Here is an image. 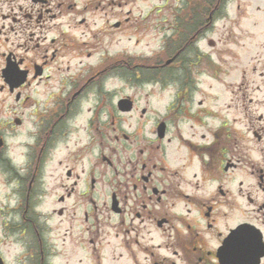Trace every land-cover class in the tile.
I'll return each instance as SVG.
<instances>
[{
  "label": "flooded vegetation",
  "instance_id": "obj_1",
  "mask_svg": "<svg viewBox=\"0 0 264 264\" xmlns=\"http://www.w3.org/2000/svg\"><path fill=\"white\" fill-rule=\"evenodd\" d=\"M162 1L157 8L168 9L171 16L167 28L172 32L165 43L172 44L171 55L180 62L184 51L208 27L232 14L255 15L253 24L258 25L254 29L259 33L253 34L263 40L254 43L256 54L250 56L254 63L249 60L242 67L235 114L222 111L232 104L218 107L216 102L204 105L205 98L193 100L184 84L163 119L147 131L148 122H136L132 134L121 132L120 122L112 119L118 147L124 142L128 154L123 158L115 147V159L100 156L112 168L109 177L95 163L85 168L76 166L79 159L74 160L61 181L60 200L64 194L73 200L84 197L87 227L72 242V247L86 249L71 254L65 248L66 234L62 238L52 234L47 213L39 209L44 198L33 201L37 195L32 190L42 182L54 147L59 140L63 142L66 128L80 113L79 98L89 92L87 85L95 76L121 66L119 59L105 63L104 57L96 72L90 69L85 77L81 71L73 78L74 46L78 45L73 37L74 18L85 15L80 24L86 22V15L97 16L98 12L103 19L115 18L121 14L122 0H0V93L8 92L29 107L11 120L17 125L26 120L28 126L27 139L21 142L24 163L10 164L13 158L2 128L0 158L10 161H4L7 170L24 183L30 180L20 191L17 222L3 224V231L17 233L6 241L17 250L9 257L0 249V264H264V0H256L253 8V0ZM121 25L119 19L113 23L114 27ZM99 32H93L94 38L98 36L96 45ZM86 54L90 57L92 52ZM198 54L197 64L203 59ZM137 75V79L152 80L149 75ZM99 83H95V94L104 103L106 95L102 88L98 90ZM197 84L194 92H200ZM147 111L144 108L140 116ZM138 130L146 133L132 153L131 146L141 134ZM99 184H109V199L100 201L94 196ZM94 210L97 219L93 223Z\"/></svg>",
  "mask_w": 264,
  "mask_h": 264
},
{
  "label": "rangeland",
  "instance_id": "obj_2",
  "mask_svg": "<svg viewBox=\"0 0 264 264\" xmlns=\"http://www.w3.org/2000/svg\"><path fill=\"white\" fill-rule=\"evenodd\" d=\"M164 3L162 0L145 2L142 0H122L121 14L116 15L115 18L111 17L110 19V16H106L103 19L102 15H99L100 12L97 16L86 15L87 20L82 24L79 21L85 15H77L74 18L73 37H75V44L78 43V45L74 46V58L71 67L73 78L81 71L83 76L87 77L90 69L102 63L104 57L105 63H109L112 59L117 62L116 59H119L123 63L125 61L133 63L134 61L138 66L147 64L153 65V68L157 67V69L152 70L151 68L148 72L149 78L152 80H147L143 76L137 79L139 77L137 73H141V71H134L130 66H128L130 69L127 71L122 70L120 66V69L117 68L115 72L110 71L108 74L106 71L95 76L85 88V90L89 89V92L79 98L81 111L75 114L73 125L66 128L65 139L63 142L59 140L54 147L51 160L42 173V182H39L38 186L32 190V193L37 195L36 199L32 197L33 201L36 202L38 197L44 198L39 203V209L47 213L46 217L52 227V234H59L60 238L65 237L64 234H66L65 248H70L71 254H76V252L79 254L86 249L82 250L77 246L72 247L74 239L85 234L84 227H87V222L84 221V209L86 203L83 202L84 197L82 196L73 200L66 194L63 195L65 199L60 200L64 192L60 189L61 181H65L67 169L74 164L76 158L79 159L76 163L78 167L84 165L85 168H91L95 163V168L98 171H105L106 178L111 175L112 168L106 165V162L101 161L100 156L105 155L110 159H115V147L118 148L122 157L128 154L124 151V142H122L123 147H118L121 144L115 140L116 132L113 129L112 119L120 122L118 127H121V132L132 134L137 127L134 124L136 122H148L149 124L145 127L147 131L155 122L163 119L167 106L174 99L175 93L184 87V84L192 92L190 95H192L193 100L205 98L204 105H212L213 102H216L218 107L220 105L226 106V103L232 104L230 109L222 111L223 113L228 111H234L233 114L236 113L234 105L239 102L237 96H240V93H238L237 85L240 83L242 67L249 60L250 63H254L250 58L251 55L256 54L254 43L263 40L259 34H253L259 33L258 29H254L258 25L253 24L255 15H252L251 18H244L243 15L232 14L233 16L229 18H219L215 24L208 27L198 42L191 45L192 48L184 51V56L181 57L182 62L178 57L164 68L160 64L168 62L172 57L170 54L172 47L170 48L168 43L169 48L165 47L166 43L164 42L165 35L172 32L167 28L171 16L168 17V9L163 11L162 8H157ZM255 3L256 0H253L250 8H253ZM118 19L122 21V25L114 27L113 23ZM185 20L189 21L190 19L185 18ZM97 27H99L100 32L96 45L98 36L94 38L93 32L98 31ZM85 42H89V44H85ZM88 51L92 52L90 57L86 54ZM199 52L203 59L197 64ZM210 60L212 63H209ZM253 60L256 61L254 58ZM160 69L163 70L154 71ZM93 71L96 72L95 69ZM101 76H105V78L96 81ZM67 78L69 79V71ZM95 83H99L98 90L101 91L102 88L106 95L104 103L103 100L98 102L95 94ZM196 84L200 92H194ZM58 85H60V81ZM233 90L237 92L232 93ZM126 97L135 101L134 109L120 112L118 101L120 98ZM231 97L234 98V101L231 100ZM41 100L40 105H44V99ZM28 108H25L24 104L18 103L8 92L0 93V121L3 122V126L0 125L1 133L10 145L8 148L9 155L13 161L22 164L25 160L21 155L24 150L21 142L27 139L28 126L26 120L22 125H17L11 120L14 121L16 117H21L23 112L28 111ZM144 108H148V111L144 117H141ZM232 113H228V115ZM10 123L14 124L11 125ZM138 131L141 134L138 135V141H135L131 146V149L133 148L132 153L136 152L135 146L141 144V137L146 133L143 134L141 130ZM83 155L84 158L81 157ZM60 160H62L61 163ZM78 170L81 171L80 168ZM13 173L7 170L4 160L0 158V249L9 257L11 253H15L17 247L14 244L12 246L6 244V241L11 240V234L17 233L12 230L3 231V224L8 223L9 225L10 223L11 225L17 222L19 203L22 199L20 191L27 187L30 181L24 183L18 177H14ZM99 186L98 193L94 196L98 197L100 201L109 199L111 195L109 184L103 187L99 184ZM87 193L90 202L93 195L90 189ZM84 201H86L85 198ZM9 209L10 211H8ZM59 210H62V213H59ZM90 219L93 223L96 222L97 213L95 210ZM93 230H97V225ZM102 235L103 232L99 238Z\"/></svg>",
  "mask_w": 264,
  "mask_h": 264
},
{
  "label": "water",
  "instance_id": "obj_3",
  "mask_svg": "<svg viewBox=\"0 0 264 264\" xmlns=\"http://www.w3.org/2000/svg\"><path fill=\"white\" fill-rule=\"evenodd\" d=\"M132 106V101L129 99H121L119 101V107L122 110H130Z\"/></svg>",
  "mask_w": 264,
  "mask_h": 264
},
{
  "label": "trees",
  "instance_id": "obj_4",
  "mask_svg": "<svg viewBox=\"0 0 264 264\" xmlns=\"http://www.w3.org/2000/svg\"><path fill=\"white\" fill-rule=\"evenodd\" d=\"M123 70L125 69L124 66H122ZM155 71V70H154Z\"/></svg>",
  "mask_w": 264,
  "mask_h": 264
}]
</instances>
